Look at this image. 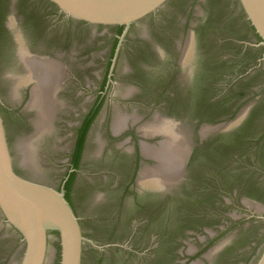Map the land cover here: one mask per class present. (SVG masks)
Instances as JSON below:
<instances>
[{
	"label": "water",
	"instance_id": "water-1",
	"mask_svg": "<svg viewBox=\"0 0 264 264\" xmlns=\"http://www.w3.org/2000/svg\"><path fill=\"white\" fill-rule=\"evenodd\" d=\"M0 1L3 2L4 17L13 2L11 8L15 21L31 16L42 8L43 3L42 0ZM49 1L59 13L75 22L91 26L123 25L115 56L129 27L138 22L129 31L110 94L125 97L132 85H137L140 91L134 94V102L103 106L93 123L85 159L70 195L72 210L61 185L69 167V148L75 132L73 125L87 107L82 103V97L76 96L83 84L97 82L96 71L104 72L111 44L109 35L113 30L84 27L54 17L50 18L48 30L38 27L33 33L34 30L30 32L24 28L34 48L50 53L70 66V77L66 81L70 93H61L64 104L57 91L62 87L65 67L58 61L30 56L22 50L20 57L26 77H11L9 90L3 76L11 70L12 64L5 54V40L0 38V264H151L147 255L138 257L113 248L97 249L117 239L127 241L135 250L144 249L147 243L143 227L133 224L138 217L152 218L160 212L165 213L166 225L170 227L168 236L183 240L170 248L180 249L183 253L196 247L200 249L204 242L200 237L209 236L201 228L218 231L215 228L221 220L216 213L218 210L228 212L227 227L218 232L214 243L200 249V257L196 253L191 256L192 261L185 263L264 264V207L263 213L256 216L263 221L248 224L242 221L244 216L240 213L238 197L232 198L227 206L221 201V197L236 191L239 197H251L264 204V83L255 85L258 80L264 81V68L253 70L252 76L240 81L230 77L218 79L216 83L219 82L220 86L213 89L218 98L210 104L215 110L212 115L204 116L194 111L185 100L177 99L180 89L174 83L175 76L165 74L164 65L159 64L148 51L154 45L168 51L173 48L174 41L183 32L178 19L184 18V4L188 0ZM179 1L182 3L177 4ZM205 1L220 4L221 19L226 18L225 12H231L241 24L242 11L259 37L252 46L264 47V0H237L241 11L234 4L235 0ZM158 9L156 14L150 15ZM13 16L9 17L10 21ZM243 31L218 32L214 36L219 39L236 35L239 38L242 34L250 36L249 30ZM15 35L25 48L20 30L16 29ZM146 38H150L153 44L144 42ZM217 51L219 55L238 57L232 48L228 50L222 46ZM99 54L101 58L97 60ZM77 65L86 68L80 69ZM130 66L146 67L151 79L139 73L128 80L130 76L125 71ZM239 68V63H236V70ZM25 81L32 82L25 109L33 112V128L10 108L13 98L17 97L16 88ZM250 87L253 91L247 92L246 100L239 105L235 115L226 118L238 100V97H233L235 91ZM156 100L162 102L159 109L150 104ZM245 116L249 131L242 143L229 147L217 143L210 156L201 155L198 163H202L196 167L194 189L182 207V204L178 208L175 204L168 207L154 204L133 212L125 206V202L132 198L124 188L132 170H128L126 159L116 154V142H113L110 132L121 135L127 130V125L138 130L144 158L153 157L156 163L147 166L143 160L135 183L141 189L170 193L184 179L192 150L193 128L204 130L203 133L228 131ZM49 134L50 137L45 136ZM154 138L159 139L149 141ZM129 140L130 137L121 139L125 149L132 146ZM101 151L106 155L95 157ZM87 180L92 181L91 186L85 185ZM105 181L110 184L116 182V190L108 189ZM252 188L258 191L252 193ZM203 210L207 211L198 213ZM175 213L182 214L180 228L172 223ZM153 223L152 220L151 227ZM237 224L240 225L239 230H236ZM9 226L21 236L24 246ZM133 227H137L136 232L131 229ZM166 258L162 264H176L180 258L185 260L174 256L172 251Z\"/></svg>",
	"mask_w": 264,
	"mask_h": 264
},
{
	"label": "flooded vegetation",
	"instance_id": "flooded-vegetation-1",
	"mask_svg": "<svg viewBox=\"0 0 264 264\" xmlns=\"http://www.w3.org/2000/svg\"><path fill=\"white\" fill-rule=\"evenodd\" d=\"M42 8L38 9L34 14H31V16L26 18H21L19 20L14 19L13 13H12V4H10V9L7 15L2 13L3 9V2L0 1V38H4L5 40V54L8 56V61L12 64V68L8 73L4 74L3 81H5L8 84L9 90L10 88V78L11 77H17V76H23L26 77V71L24 68L23 61L20 57L21 50L30 56H39L45 59H52L55 61H58L65 67V78L62 84V87L57 91V96L59 100L64 104L61 93L62 94H69L70 89L68 85H66V81L69 79V72H70V66L67 62L62 61L55 56L50 55V53H44L39 48H34L30 42L29 37L27 36L25 29L30 30V32L35 33V29H38V27H42L43 29H47L50 26V18L54 17V19L63 20V21H70L75 22L71 19H68L63 16V14L59 13V11L55 8V6L50 3L49 0H42ZM170 1V0H169ZM168 1V2H169ZM182 3L181 1L177 2V4ZM166 4V3H165ZM164 4V5H165ZM234 4L239 8L237 0H235ZM163 5V6H164ZM185 7V16L183 19H178V21H181V26L183 27V32L180 34L177 40L174 41V46L169 51L166 49H161L157 46H153L152 49L149 48V52L153 55V57L157 60L159 64H163L164 68H166L164 71L165 74L171 73L175 77V82L178 84L180 92L178 91L177 99L178 100H185L184 102L189 104L194 111H198L200 114L204 116H210L214 112L215 108L211 106L213 101L217 100V96L213 94L214 86L219 87L220 84L218 79H225L230 77L231 79H235L236 81L242 80V78H246L248 76H252L253 70H262L264 67H262V64H264V47L255 48L252 46L253 43H256L259 41L257 35L255 34L253 28L250 26L248 21L245 19L244 14L242 13L241 9V24L238 23L235 18L233 17L232 13L226 14V18L221 19V12L222 9L220 7V4L218 2H206L205 0H188L184 4ZM162 6V7H163ZM161 7V8H162ZM160 8V9H161ZM160 9H158L155 13H152L150 15L156 14ZM233 10V9H232ZM229 13V12H228ZM13 16L12 21H10L9 17ZM228 15V16H227ZM149 16V15H148ZM143 20V19H142ZM141 21V20H140ZM79 23L84 27H94V28H106L113 30L111 32L110 36V47L108 50V55L105 59V67L104 72L101 73L100 69L95 72V78L97 82L95 83H89V84H83L81 87V92L77 94V98L80 96L82 97V103L86 104L87 107L83 109V111L78 115V121L73 125L75 128V132L73 133V139L72 143L69 148V167L67 169L65 178L62 182L61 187L64 189V183L66 180L72 175V179L69 183L67 192L64 189V196L68 203L71 206L70 201V195L72 193V190L75 185V181L77 178V174L80 168V165L84 162L85 159V149L88 141L89 134L91 132V128L93 126V123L97 119L99 113L101 112L103 106L109 104V103H116V102H134L136 99L133 97L135 93L139 92L140 89L137 85H132L129 88L128 95L122 98L116 97L111 93V90L114 88V80H115V74L117 72L119 59L121 56V52L123 51L128 38H129V31L133 27L134 23L132 24L127 33L124 35L123 40L121 42L120 49L115 56L116 48L119 43V37L121 36L122 32L120 34H117V28L116 26H91L88 24H84L81 22H75ZM16 29L20 30V32L23 34V38L25 41V48L23 47L22 43L18 42L16 39L15 31ZM124 29V28H123ZM247 29L249 30L250 36H247L246 34H242L239 38L236 36L233 37H225V38H215V33H231L233 31H241ZM151 39L147 38L144 42L149 43V45L153 44ZM222 46L226 47L228 50L229 48L235 50L236 55L238 57H233L231 55H219L217 52L218 48H221ZM101 53V52H100ZM96 54L94 55V57ZM101 58V55L99 54L97 57ZM249 58V59H248ZM114 60V65L112 67ZM247 60H252L247 61ZM168 63V66H165V64ZM236 63H239L240 68L236 70ZM78 68L84 69L86 66L77 65ZM112 67V68H111ZM163 68V69H164ZM145 69L146 67H140V66H130L126 69L125 74L130 76L128 80H130L131 77L139 75L141 73L144 75L147 79H151V76L149 75V71L147 72ZM236 70V71H235ZM238 71H240L238 73ZM230 75V76H229ZM22 78V77H21ZM264 81L258 80V82L255 85L263 84ZM32 88V82L31 81H25L21 83L17 88V97L14 99L13 97V104H11L10 108L14 112L18 113L19 115L23 116L28 125L32 126V117L33 112L27 111L25 109L27 102L30 99V93ZM240 89V88H239ZM238 91H235L233 97H238V100L234 102L233 108L230 109V112L228 113L227 117H233L236 110L238 109L239 105L246 100V94L247 92H252L253 88L250 87V89H240ZM87 95V98H83V95ZM80 97V98H81ZM152 106L158 107V109L162 106V102L159 100L150 102ZM2 105L0 100V106ZM61 109L60 111H62ZM161 114V113H160ZM92 115V120L88 126V129L86 131L83 144L81 147V152L79 155L78 163L76 168L73 167L72 158L74 151L76 149V143L79 137V130L83 126L84 122ZM225 119V118H224ZM247 116H245L241 122L233 127L232 129L228 131H208L207 133H203V131H200V129L193 128V139H192V150L188 157L187 163H186V173L184 176L183 181L176 187V189L170 193L160 192L156 190L151 189H141L136 183L135 179L138 175V171L140 167L142 166V161L145 160V163L147 166H152L156 163L155 159L153 157L147 156V158H144L141 147H140V140L142 139L139 135L138 130L133 125H127V130H125L121 135H114V131L111 133V138L113 142L115 143L114 150H116V154L118 156L123 157L126 159L127 166H129L128 170H132L130 177L127 179V182H125V190L127 192H130L132 195V198L125 202V206L129 208L131 211H135L140 208L149 207L150 205H159L163 207H168V205H174L178 208L179 205L181 207L183 204L189 200L191 193L194 189L193 183L195 182V175L197 172V166L202 163H198L200 160L201 155H206V157L210 156L212 147L215 144H222L226 145L228 142H233V144H240L242 143V140H244L245 135L249 131V126L246 124ZM227 120V119H225ZM212 124V123H209ZM215 125V124H212ZM201 126V125H200ZM49 136V135H45ZM44 137V136H43ZM126 137H130V142L132 144L131 148L125 149L123 147V144L121 143V139H125ZM50 139V138H49ZM159 138L149 139V141L155 142ZM106 155V153L99 152L95 155V157H103ZM21 176V175H20ZM24 178H28L31 180H34L36 182L45 184L37 179L29 178L26 176H22ZM91 180H87L86 184L87 187L91 186L92 183ZM108 185V189L110 190H116L117 183L113 182L110 184V182L105 181ZM48 185V184H45ZM49 186V185H48ZM60 187V188H61ZM256 188V187H255ZM252 188L250 191L252 193H256L258 191L257 189ZM67 195V196H66ZM189 196V197H188ZM234 197H238L239 203L241 205L240 213H243L242 221L244 222H261L263 220L257 219L256 216L260 215V213H263L264 204L260 201H257L251 197L247 196H241L239 197L238 192H233L231 195L226 194L225 197H221V201L227 206L231 203V199ZM104 203V202H102ZM72 208V206H71ZM73 210V208H72ZM129 210V211H130ZM138 211V210H137ZM207 210H203L198 213H205ZM181 213V212H180ZM196 213V212H195ZM216 213H219V216L221 217L220 224H218L215 228H217V232L212 229H208V231L205 228H201L202 232H207L209 236H206L205 238L200 237L201 240H204V242L201 244L200 249H204L206 246L210 245L211 243H214L216 239L218 238L217 235L218 232L227 227V219H229V216L227 215L228 212L225 210H218ZM180 215V214H179ZM182 215V214H181ZM180 215V217H182ZM152 218L148 217L146 219H137L136 223L133 225H137V227H143V231L146 236V243L147 246L138 251L133 249V247L124 240L117 239L116 241L104 243L100 245L102 248L97 250H102L103 248H113L120 252H126L131 255H135L138 257L141 256H149L147 258L148 262L151 264H162L167 258L168 254L172 251V254L174 256L183 257L177 260L176 264H186L185 262L192 261L191 256L198 253L199 257L202 255V253H199L201 250L196 248H193L192 250H189L187 252H182L180 249H174L170 248L171 245H174L176 243H181L183 240L181 238L178 239H172V237L167 233H169L170 227L166 225V218L165 213H155L154 216H151ZM151 219V220H150ZM153 220L154 226L151 227V222ZM6 224V223H5ZM236 230L240 229V225H236ZM10 227V226H9ZM137 227H133L134 231L137 230ZM11 228V227H10ZM199 228V227H198ZM243 228V225L241 226ZM12 229V228H11ZM18 239L19 243L24 246V242L21 238V236L12 229ZM209 231H213L214 234L210 235ZM136 232V231H135ZM189 233V231H186V234ZM227 245V244H226ZM172 247V246H171ZM93 248V247H92ZM96 249V248H95Z\"/></svg>",
	"mask_w": 264,
	"mask_h": 264
},
{
	"label": "trees",
	"instance_id": "trees-1",
	"mask_svg": "<svg viewBox=\"0 0 264 264\" xmlns=\"http://www.w3.org/2000/svg\"><path fill=\"white\" fill-rule=\"evenodd\" d=\"M116 28H117V34H120L122 32L124 26L123 25H117ZM258 39H259V37H258ZM91 120H92V115L84 122L83 126L79 130V137H78V140H77V143H76V149L74 151L73 158H72V163H73V167L74 168H76V166H77L79 155H80V152H81V147H82V144H83V140H84L86 131L88 129V126H89ZM232 144H233V142H228L226 145H224V147H229ZM72 175H70V177L64 183V189H65L66 192L68 190L69 183H70V181L72 179ZM182 218L183 217H180V215H178V213H175L172 223L174 222V224H176L178 226V228H180L179 226H180L181 222L183 221Z\"/></svg>",
	"mask_w": 264,
	"mask_h": 264
}]
</instances>
